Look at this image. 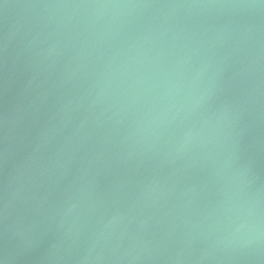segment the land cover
Masks as SVG:
<instances>
[{
    "label": "water",
    "instance_id": "95a60500",
    "mask_svg": "<svg viewBox=\"0 0 264 264\" xmlns=\"http://www.w3.org/2000/svg\"><path fill=\"white\" fill-rule=\"evenodd\" d=\"M0 264H264V0H0Z\"/></svg>",
    "mask_w": 264,
    "mask_h": 264
}]
</instances>
